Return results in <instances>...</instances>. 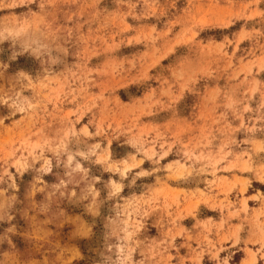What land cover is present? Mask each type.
Masks as SVG:
<instances>
[{
    "label": "rangeland",
    "instance_id": "374dc122",
    "mask_svg": "<svg viewBox=\"0 0 264 264\" xmlns=\"http://www.w3.org/2000/svg\"><path fill=\"white\" fill-rule=\"evenodd\" d=\"M0 264H264V0H0Z\"/></svg>",
    "mask_w": 264,
    "mask_h": 264
}]
</instances>
